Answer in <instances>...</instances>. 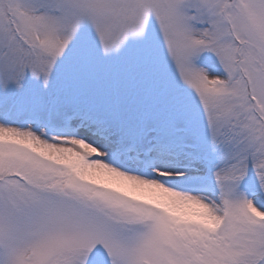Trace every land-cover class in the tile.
Here are the masks:
<instances>
[{
	"label": "snow or ice",
	"instance_id": "snow-or-ice-1",
	"mask_svg": "<svg viewBox=\"0 0 264 264\" xmlns=\"http://www.w3.org/2000/svg\"><path fill=\"white\" fill-rule=\"evenodd\" d=\"M0 264H264V0H0Z\"/></svg>",
	"mask_w": 264,
	"mask_h": 264
}]
</instances>
